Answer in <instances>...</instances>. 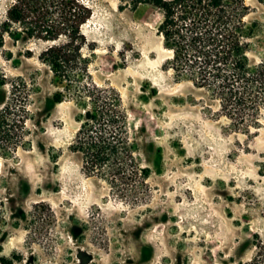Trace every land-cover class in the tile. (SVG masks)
<instances>
[{
  "label": "rangeland",
  "instance_id": "obj_1",
  "mask_svg": "<svg viewBox=\"0 0 264 264\" xmlns=\"http://www.w3.org/2000/svg\"><path fill=\"white\" fill-rule=\"evenodd\" d=\"M87 1L89 81L120 94L142 171L120 187L86 173L72 147L81 110L39 58L48 43L8 37L0 47V264L252 262L264 246V107L257 125L237 127L210 90L179 76L158 7ZM8 2L0 0L1 15ZM246 4L260 63L264 4Z\"/></svg>",
  "mask_w": 264,
  "mask_h": 264
},
{
  "label": "trees",
  "instance_id": "obj_2",
  "mask_svg": "<svg viewBox=\"0 0 264 264\" xmlns=\"http://www.w3.org/2000/svg\"><path fill=\"white\" fill-rule=\"evenodd\" d=\"M146 4L163 12L159 32L171 53V68L210 90L226 116L241 120L237 127L257 125L264 107V61L252 58L255 26L245 20L246 0H121L120 7ZM93 13L87 0H9L0 14V47L8 37L15 43H48L39 58L65 83L81 110L72 147L83 155L86 173L120 187L142 168L136 162L120 94L89 81L83 26ZM64 95L57 93L54 103L62 102ZM1 261L13 263L6 257ZM248 264H264V246Z\"/></svg>",
  "mask_w": 264,
  "mask_h": 264
}]
</instances>
